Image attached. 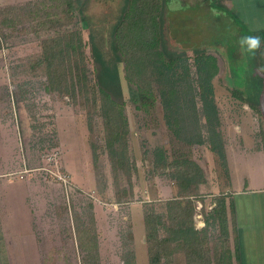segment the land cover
Masks as SVG:
<instances>
[{"label": "rangeland", "instance_id": "1", "mask_svg": "<svg viewBox=\"0 0 264 264\" xmlns=\"http://www.w3.org/2000/svg\"><path fill=\"white\" fill-rule=\"evenodd\" d=\"M232 5L0 0V264H137L139 246L150 264H227L231 240L222 211L212 215L211 181L224 186L229 161L244 148L239 89L251 90L244 96L253 108L248 130L264 149V57L240 48L244 27ZM140 7L159 9V51L166 62L191 65L190 84L179 90L185 99L181 140L167 126L157 76L145 83L128 78L136 44L130 14ZM69 45L80 48L60 55ZM49 53L57 59L47 60ZM202 57L217 61L218 124L206 123L200 99L195 63ZM52 62L59 72L49 70ZM112 66L121 84L116 101L128 120L114 159L99 86L101 71ZM214 132L220 138L212 139ZM212 141L222 142L221 156L211 150ZM191 164L201 169L204 194L200 185L181 191L183 174H195ZM147 218L157 229L150 242ZM180 218L205 230L195 247L173 241Z\"/></svg>", "mask_w": 264, "mask_h": 264}, {"label": "trees", "instance_id": "2", "mask_svg": "<svg viewBox=\"0 0 264 264\" xmlns=\"http://www.w3.org/2000/svg\"><path fill=\"white\" fill-rule=\"evenodd\" d=\"M140 7L139 9H133L129 21L130 32L129 35L135 40V45L130 49L132 55L127 63V70L129 73V81L134 83L136 78L141 79L144 77L143 82L148 81L152 76H157L155 83L160 87V99L161 104L165 111V118L167 121V126L175 134L178 139H182V134L185 131L183 123H181L182 113L185 110L184 96L181 93V88L184 84H190L191 81V65L188 61H167L164 56L159 51V26H158V11L159 9ZM249 35H259L264 40V32L260 33H250ZM80 46L78 47V49ZM75 46H68L66 50H62L60 55H64L68 52V55L76 54L78 50ZM138 49V50H137ZM121 50H124L122 48ZM80 51V50H79ZM52 52V51H51ZM137 54H140V58H137ZM55 57V58H54ZM69 57V56H68ZM54 58V59H53ZM55 60L57 57L53 53H49L47 60ZM60 65H54L52 62L50 64L49 70L59 72L57 68ZM199 87L201 90L200 99L204 109V115L207 120L206 123L212 124L216 122L218 124V110L214 102L213 95V81L218 75L217 61L214 57H202L198 59L195 63ZM264 67V66H263ZM49 73H52L50 72ZM149 84V83H148ZM99 86L101 88L100 98H101V110L103 111L105 117V130L107 133V148L113 159L119 153V149L116 147L118 143L126 138L128 133V120L126 118L124 109L117 102L121 101V84L119 80L118 68L117 66H112L109 69L101 71L99 75ZM117 91V92H116ZM118 95H117V94ZM143 93V91H141ZM150 94V91H149ZM117 100V101H116ZM252 102V100H249ZM192 110L196 111V104L193 102ZM219 137L215 132L212 134V139ZM220 138V137H219ZM211 150L214 153H218L219 156L223 153V144L219 141L216 144L214 141L211 142ZM223 159H226L223 154ZM195 168V174L187 175L183 174L181 180V191L192 185L199 186L201 178V169L197 166L191 164ZM197 175V176H196ZM196 176V177H195ZM196 179H201L200 182H196ZM196 182V183H195ZM186 199L187 204H191V196H183ZM182 211L181 208H178ZM222 211V209L220 210ZM218 211H215V214ZM220 217L223 216L226 219V214L223 209L222 213L219 214ZM190 220L193 218L190 215ZM171 218H174L171 215ZM178 224L176 229L172 231L176 237L173 241L176 243H184L186 246L195 247L197 243L195 242L196 237L205 232H199L196 230L193 224L190 225V220L178 219ZM227 220V219H226ZM150 219L147 218V233L148 241L152 240V231L155 232L157 229H150ZM206 256V253H201ZM157 260H153L151 264H157Z\"/></svg>", "mask_w": 264, "mask_h": 264}, {"label": "crops", "instance_id": "3", "mask_svg": "<svg viewBox=\"0 0 264 264\" xmlns=\"http://www.w3.org/2000/svg\"><path fill=\"white\" fill-rule=\"evenodd\" d=\"M232 6L244 27V35L264 32V0H233ZM241 90L234 93L242 97L241 102L245 101L243 120L239 125L244 148L238 151L234 160L229 161L225 185L221 186L218 180L211 181L214 195L211 196L210 209L212 215L221 209L226 214L231 240L227 264H264V149L257 148L254 131L248 130L253 127L250 121L253 108L244 96H250L251 90ZM207 189L206 185L201 184L198 192L204 194ZM199 206L204 208L202 203ZM141 239L144 240L142 236ZM141 250L143 248L139 246L137 264H150L148 255Z\"/></svg>", "mask_w": 264, "mask_h": 264}, {"label": "clouds", "instance_id": "4", "mask_svg": "<svg viewBox=\"0 0 264 264\" xmlns=\"http://www.w3.org/2000/svg\"><path fill=\"white\" fill-rule=\"evenodd\" d=\"M239 46L242 51H246L252 55L259 53L264 57V51H261L264 48V41L259 35H244L239 40Z\"/></svg>", "mask_w": 264, "mask_h": 264}]
</instances>
